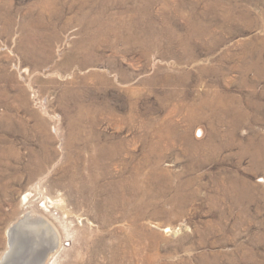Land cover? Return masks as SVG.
Masks as SVG:
<instances>
[{
  "label": "rangeland",
  "instance_id": "1",
  "mask_svg": "<svg viewBox=\"0 0 264 264\" xmlns=\"http://www.w3.org/2000/svg\"><path fill=\"white\" fill-rule=\"evenodd\" d=\"M30 212L18 264H264V0H0V258Z\"/></svg>",
  "mask_w": 264,
  "mask_h": 264
},
{
  "label": "bare ground",
  "instance_id": "2",
  "mask_svg": "<svg viewBox=\"0 0 264 264\" xmlns=\"http://www.w3.org/2000/svg\"><path fill=\"white\" fill-rule=\"evenodd\" d=\"M27 197V196H26ZM32 212V211H31ZM28 213L26 214V220L25 223H18L16 222L15 225H13L10 229H9V242H8V248H9V252L7 254H4V256L2 255V257L0 258V264H16V257L21 255V251L23 249H25V241L26 239L29 240L30 238H33L36 236H38L39 238L42 237L43 234V230L40 225H38L37 223H34L35 220L38 218L35 215H33V213ZM25 215V216H26ZM24 217V216H23ZM22 218V217H21ZM42 220V219H41ZM23 222V221H22ZM37 222V221H36ZM45 223V222H44ZM43 226V225H42ZM52 228V227H51ZM53 229V228H52ZM54 230V229H53ZM47 232L48 229L46 230ZM52 231V230H51ZM46 232V233H47ZM53 232V231H52ZM54 233V232H53ZM54 237H55V242L56 245L54 247H52L51 249H49L50 245L49 243L45 244L43 242V246L41 245L40 247H34V245H31L30 247V251L32 250V258L30 257V255H26V258L24 259L25 261H27V264H30L31 262H34L36 260H39V264H46L47 259H48V255L51 254V252L53 253L55 248L59 245V237L57 235V233H54ZM36 238V237H35ZM48 239V241L50 242L51 239L49 236L46 237ZM37 240V239H36ZM40 240V239H38ZM42 240V239H41ZM40 240V241H41ZM37 242V241H35ZM47 242V240H46ZM29 244V243H28ZM27 244V245H28ZM36 246V243H35ZM29 248V246H28ZM32 248V249H31ZM45 248V249H44ZM44 250V251H43ZM29 253V252H28ZM26 253V254H28ZM48 256V257H47ZM21 257V256H20ZM19 257V258H20ZM18 258V259H19ZM18 264V263H17ZM20 264V263H19ZM23 264V263H22Z\"/></svg>",
  "mask_w": 264,
  "mask_h": 264
},
{
  "label": "water",
  "instance_id": "3",
  "mask_svg": "<svg viewBox=\"0 0 264 264\" xmlns=\"http://www.w3.org/2000/svg\"><path fill=\"white\" fill-rule=\"evenodd\" d=\"M48 231H49V235H50V239H51V241H50V247H49V249H51L52 247H54L55 245H56V242H55V235H54V233L50 230V229H48Z\"/></svg>",
  "mask_w": 264,
  "mask_h": 264
}]
</instances>
